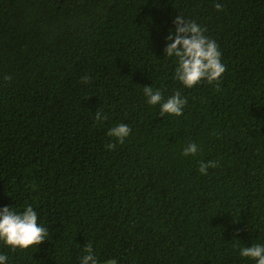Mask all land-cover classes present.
<instances>
[{"label":"trees","instance_id":"1","mask_svg":"<svg viewBox=\"0 0 264 264\" xmlns=\"http://www.w3.org/2000/svg\"><path fill=\"white\" fill-rule=\"evenodd\" d=\"M182 14L217 43L218 81L175 79ZM151 85L183 114L148 105ZM25 205L49 236L0 243L8 264H79L87 243L101 262L254 264L239 248L264 243V0H0V207Z\"/></svg>","mask_w":264,"mask_h":264},{"label":"clouds","instance_id":"2","mask_svg":"<svg viewBox=\"0 0 264 264\" xmlns=\"http://www.w3.org/2000/svg\"><path fill=\"white\" fill-rule=\"evenodd\" d=\"M220 9L221 5L216 4ZM174 27L169 29L165 37L164 56L175 60V79L183 87L192 88L201 81L209 84L218 81L225 72L221 60V51L215 40L205 35L203 29L194 20H188L184 15L176 16L173 20ZM85 82L89 77L82 78ZM143 95L150 106H159L161 116L165 114L180 116L183 114L187 99L180 91L165 97L162 91L151 86H142ZM97 118L102 119L100 113ZM131 128L126 123H118L110 127L107 135L122 144L131 135ZM106 148L112 150L114 143H108ZM197 143L189 142L182 150V155L189 156L198 152ZM217 166L215 161L200 162L199 173L207 175L209 168ZM49 236V228L38 222V213L31 205H25L22 211L12 206L0 207V243L13 249H28L40 245ZM239 255L254 261V264H264V243L247 244L239 248ZM8 256L0 252V264H8ZM79 264H118L115 258L101 262L90 243L84 247V254L79 258Z\"/></svg>","mask_w":264,"mask_h":264}]
</instances>
